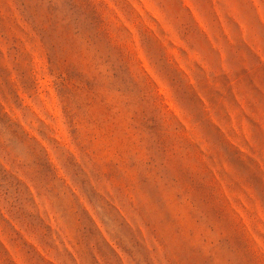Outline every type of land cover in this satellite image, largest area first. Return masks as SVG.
I'll return each instance as SVG.
<instances>
[{"label":"rangeland","instance_id":"1","mask_svg":"<svg viewBox=\"0 0 264 264\" xmlns=\"http://www.w3.org/2000/svg\"><path fill=\"white\" fill-rule=\"evenodd\" d=\"M0 264H264V0H0Z\"/></svg>","mask_w":264,"mask_h":264}]
</instances>
